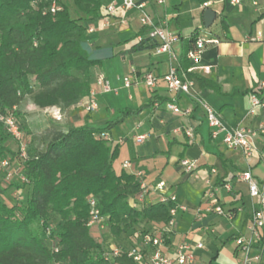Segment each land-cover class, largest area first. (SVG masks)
I'll list each match as a JSON object with an SVG mask.
<instances>
[{"label":"crops","instance_id":"obj_1","mask_svg":"<svg viewBox=\"0 0 264 264\" xmlns=\"http://www.w3.org/2000/svg\"><path fill=\"white\" fill-rule=\"evenodd\" d=\"M73 8H77L73 0ZM144 3L154 21L168 29L175 40L172 49L177 61L168 53L158 52L156 46L142 50L136 45L148 38V27L141 24L143 9L125 8L122 0H101L102 16L88 19L94 32L87 35L89 52L100 59L93 67L91 91L96 92L98 107L89 112L85 105L91 93L76 105L61 109L58 106L40 108L31 98L18 107L27 112V122L40 126L35 132H44L51 124L70 128L90 127L104 129L122 115L131 111L124 120L109 130L108 142L119 152L113 161L115 172L133 174L145 186L130 203L143 207L163 202L175 195L187 207L179 211L174 225L167 221L154 222L142 219L127 234L116 236L94 225L92 235L107 248H128L139 244L138 230L149 231L165 237L164 251L175 256L178 245L184 241L202 248L194 249L193 264H264V249L251 247L240 252L236 239L249 235L248 225L252 214L259 206L252 197L247 182L238 178L244 171H251L264 189V105H253L252 95L264 79V0H166L163 4L155 0H135ZM115 4L116 12L109 13L108 6ZM71 6V7H72ZM212 9L216 15L210 27H206L204 12ZM81 16L84 13L79 11ZM222 18L227 27L222 26ZM193 36H206L217 42L208 43L202 53L200 68L191 72L195 83V94L186 95L170 91L163 79L174 62L180 67L178 74L186 77L181 68L184 42ZM151 42L145 43L149 45ZM138 68L131 86L125 85L124 77L130 67ZM188 69L191 61L187 58ZM146 70L159 78L156 87L150 88L142 79ZM104 73L113 87L103 92L97 84V76ZM156 98L151 104L150 100ZM174 102L183 111L176 113L168 108ZM204 103L220 113L230 127H251L257 130V150L247 156L241 148H229L220 134L214 138L208 124ZM28 108V109H27ZM60 109L62 120L52 117ZM37 113V115H34ZM192 129L193 135L187 134ZM145 134L139 142L137 136ZM183 158L195 159L197 168L187 173L180 164ZM131 165L124 167V162ZM137 172L142 175L138 177ZM164 181L162 189L156 188ZM231 185L228 189L225 185ZM216 205L232 214V218L211 210ZM108 227V226H107ZM255 240L264 241V227ZM108 244V246H107Z\"/></svg>","mask_w":264,"mask_h":264},{"label":"trees","instance_id":"obj_2","mask_svg":"<svg viewBox=\"0 0 264 264\" xmlns=\"http://www.w3.org/2000/svg\"><path fill=\"white\" fill-rule=\"evenodd\" d=\"M67 2L64 0L61 11L43 14L45 0H0V101L3 110L14 111L18 119L17 109L27 97L40 108L68 109L91 93L93 67L100 59L89 52L86 21L102 16V3L73 0L77 8L71 12ZM221 23L227 27L225 18ZM197 39L193 36L184 42L181 68L189 79L194 77L186 65L187 53ZM149 41L151 44L145 45ZM156 45L148 37L136 49ZM256 94L264 101V92ZM155 101L153 97L150 100L151 104ZM130 113L123 110L104 129L81 127L65 131L54 123L45 129V147L34 152L28 149V157L21 161L31 189L26 204L20 208L0 200V264H135L124 251L106 259V247L92 235L88 225L91 196L96 198L100 214L107 217L109 230L116 236L127 234L142 219L162 222L170 218L171 202L142 209L130 203L142 191L140 181L126 172L118 175L113 168L118 145L113 147L107 139L95 136ZM8 136L10 133L0 121L1 157L14 154L5 144ZM52 212L60 216L62 223L48 241L31 225L37 219L45 224ZM147 232L138 230L133 234H138L141 241V235ZM253 246L263 250L264 241Z\"/></svg>","mask_w":264,"mask_h":264},{"label":"built area","instance_id":"obj_3","mask_svg":"<svg viewBox=\"0 0 264 264\" xmlns=\"http://www.w3.org/2000/svg\"><path fill=\"white\" fill-rule=\"evenodd\" d=\"M47 5L43 9V14L47 13H56L61 11L64 8V0H45ZM158 4H163L166 0H155ZM233 2H240V0H232ZM123 6L125 8L136 7L139 9H143L140 17L141 24L145 27H148V37L156 41V50L158 52L168 53L170 55V59L173 61H177V57L173 52L172 43L175 40L174 35L166 29L164 26L156 23L152 17V15L145 10L144 3H136L135 0H122ZM117 7L115 4H110L108 6V12L114 13L116 12ZM95 27L89 26L87 27V34L94 32ZM217 42L215 39L208 38L206 36L198 37L196 44L193 48H191L187 53V58L191 61V66L188 71L193 72L197 69L204 68L208 69L207 66L201 65V57L202 53L206 48L208 43ZM138 68L135 65L130 67L129 73L124 77L125 85L127 87L131 86L132 78L134 75H137ZM140 73V72H139ZM158 77L153 71L146 70L142 73V79L145 84L150 88L156 87ZM165 82L167 88L176 93H182L186 95H194L195 94V83L192 79L187 77H181L178 74V64L172 63L170 65L169 71L164 74L162 77ZM97 84L102 88L103 92H109L113 90L110 81L106 77L104 73H100L97 76ZM264 92V79L261 80L259 86L255 89L254 94L252 95L253 105H264V101L261 100L260 97L257 96L256 93ZM98 107V101L96 99V92L91 91V98L89 102L85 105L87 111L92 112ZM168 108L176 113H188L189 110L186 109L183 111L177 104L174 102L168 103ZM16 109V107L14 108ZM204 109L206 113V118L208 124L211 129L212 136L214 138L218 137L220 134L223 135V141L229 148H241L245 152L247 156H251L254 151L257 150L256 138L258 136V132L256 129L251 127H230L222 115L218 113L211 105L204 103ZM52 117L57 121H61L63 116L60 109L55 113H52ZM0 121L4 123L8 132L12 137L17 139L20 143L19 147V155L16 157H5L0 160V165L5 170L6 179H13L14 172L10 169V163L12 159H18L23 161L28 157V142L25 140L24 131L21 128L20 122L14 111H4L0 101ZM187 134L192 136V129L187 130ZM95 136L97 138L107 139L109 140V134L107 132L96 133ZM147 135L142 134L137 136V140L139 142L143 141ZM21 163V162H20ZM180 164L184 167L187 173L193 172L197 168V161L195 159L183 158L180 160ZM130 161L124 162V167L130 166ZM138 177L142 175L141 172H137ZM238 178L242 181H245L249 185L250 195L258 199L259 206L256 208L252 214L250 223L248 225L249 235H240L236 239L237 248L240 252H247L253 247L255 240L260 236L259 230L264 227V189L260 187L258 181L255 179L251 171H244L238 175ZM22 180H26V176L22 177ZM141 183V182H140ZM145 185L141 183V189ZM165 186V182L161 181L156 184V188L162 189ZM228 189H231L230 184L225 185ZM163 202H171L169 207L170 218L167 221L168 224L174 225L175 218L179 211L187 210V207L181 204L178 201V198L173 195L168 199H163ZM90 203V218L88 221V225L90 227L96 225L98 227L103 228V221L105 220V216L100 214V210L97 206L96 198L91 196L89 198ZM211 210L215 211L220 215H225L232 218V214L227 212L222 205H216ZM51 235V234H50ZM50 237V236H49ZM51 238V237H50ZM165 245V237L160 234L153 233H144L141 235V241L139 244L132 245L128 248H122L120 246H110L104 249L103 256L106 259H111L116 257L122 253V251L126 252L128 257L132 258L135 264H193L195 261L194 249L202 248L203 244L198 242L193 244L188 241H184L178 245L175 251L174 257H169L164 251ZM57 251L58 248L56 247Z\"/></svg>","mask_w":264,"mask_h":264},{"label":"rangeland","instance_id":"obj_4","mask_svg":"<svg viewBox=\"0 0 264 264\" xmlns=\"http://www.w3.org/2000/svg\"><path fill=\"white\" fill-rule=\"evenodd\" d=\"M67 3L71 6L73 4L70 1H68ZM74 11L75 10L73 9V6H72L71 12H74ZM26 99H30V97H27ZM17 110L19 113V122L22 124L23 130L25 132V140L28 142V145H29L28 148L31 149V152L43 149L45 147V142H44L45 140L43 138V132L41 133L35 132L36 129H40L41 125L36 127L31 123V126H30V124L27 122V117H26V115L30 113L28 112L29 110H27V112H24L23 110L19 108ZM34 115H37V113H34ZM5 144L11 149L12 153L14 154H10L8 156H3V157L0 156V160L5 157L11 158V156L16 157V155H19L20 143L17 139H15L12 136H8L5 140ZM20 162L21 161L18 159L11 160L9 168L12 169V172H14L15 174H14V178L9 179V180L6 179L4 175L5 170L0 165V191H2L0 194V200L8 203V205L17 204L20 206V208H22L26 204V201L28 197L30 196L31 189H30V186L26 184V180H22V177L25 176V174L22 170V165ZM19 185H22V187H19ZM20 215H21V210H18L17 216L20 217ZM61 223H62V220L60 216L52 212L45 224L42 219H37L33 222L31 227L35 230L40 231L41 236L45 237L49 241L50 234L53 237V234H55L56 231H58ZM103 224H104L103 228L106 229V231H108L109 227H107L108 224H107L106 216H105V220L103 221ZM103 228L100 227L101 230H103Z\"/></svg>","mask_w":264,"mask_h":264},{"label":"water","instance_id":"obj_5","mask_svg":"<svg viewBox=\"0 0 264 264\" xmlns=\"http://www.w3.org/2000/svg\"><path fill=\"white\" fill-rule=\"evenodd\" d=\"M215 11L212 9H206L204 12V21H205V25L206 27H210L214 21L215 18Z\"/></svg>","mask_w":264,"mask_h":264}]
</instances>
